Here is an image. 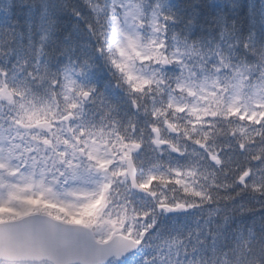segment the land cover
<instances>
[{
	"label": "snow or ice",
	"instance_id": "snow-or-ice-1",
	"mask_svg": "<svg viewBox=\"0 0 264 264\" xmlns=\"http://www.w3.org/2000/svg\"><path fill=\"white\" fill-rule=\"evenodd\" d=\"M0 264H264V0H0Z\"/></svg>",
	"mask_w": 264,
	"mask_h": 264
}]
</instances>
